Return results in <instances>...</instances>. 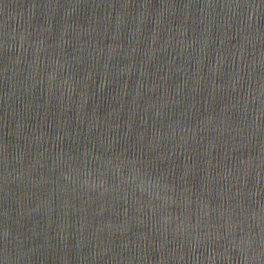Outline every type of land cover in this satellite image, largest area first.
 Returning a JSON list of instances; mask_svg holds the SVG:
<instances>
[{"label":"water","instance_id":"water-1","mask_svg":"<svg viewBox=\"0 0 264 264\" xmlns=\"http://www.w3.org/2000/svg\"><path fill=\"white\" fill-rule=\"evenodd\" d=\"M0 264H264V0H0Z\"/></svg>","mask_w":264,"mask_h":264}]
</instances>
